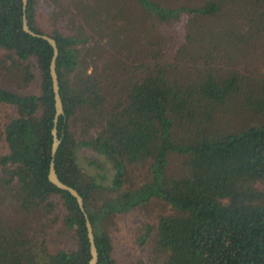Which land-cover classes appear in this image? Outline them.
I'll use <instances>...</instances> for the list:
<instances>
[{"label": "trees", "instance_id": "trees-1", "mask_svg": "<svg viewBox=\"0 0 264 264\" xmlns=\"http://www.w3.org/2000/svg\"><path fill=\"white\" fill-rule=\"evenodd\" d=\"M22 13L0 0V264H89L83 212L48 179L52 46ZM26 16L57 41L55 169L97 264H120L115 235L144 210L156 264H264V0H28Z\"/></svg>", "mask_w": 264, "mask_h": 264}, {"label": "water", "instance_id": "water-1", "mask_svg": "<svg viewBox=\"0 0 264 264\" xmlns=\"http://www.w3.org/2000/svg\"><path fill=\"white\" fill-rule=\"evenodd\" d=\"M28 0H22V28L24 31L35 35V36H41L44 39H46L49 44L52 46V55L50 58L49 62V72L52 80V90H53V97H54V106H55V111H54V116H53V126L51 129L52 133V145H51V159L49 162V170H48V179L54 183L56 186L68 190L72 195L75 196L76 201L78 203V206L80 207L81 211L83 212L84 218H85V226L87 230V237L89 241V250H90V258H89V264H97V259H98V250L97 246L95 243V237H94V232H93V226L91 223V220L88 216V213L85 210L84 207V202H83V197L79 193V191L73 187L72 185H69L68 183L64 182L61 180L57 174V171L55 169V162H54V156L57 151V147L60 143V138L57 134V120L58 116L63 113V104H62V99L59 91V82H58V77H57V72H56V59L58 55V46H57V41L54 37L47 33H40L34 31L32 28H30L28 24V19L26 16V5H27Z\"/></svg>", "mask_w": 264, "mask_h": 264}, {"label": "rangeland", "instance_id": "rangeland-1", "mask_svg": "<svg viewBox=\"0 0 264 264\" xmlns=\"http://www.w3.org/2000/svg\"><path fill=\"white\" fill-rule=\"evenodd\" d=\"M4 199H2L3 201ZM7 200H4V204ZM0 204H3L0 202ZM3 206V205H1ZM154 209V207H150ZM0 212H2L0 208ZM154 212L150 215L144 211H136L129 214L128 224L120 231V234L115 235L114 243L115 250L114 256L120 264H156L159 259V252L156 250L153 243V236L146 234L143 239L140 238L141 234L145 232V223L149 219H153ZM48 238V243L51 249L55 248V241L60 236L62 227Z\"/></svg>", "mask_w": 264, "mask_h": 264}]
</instances>
